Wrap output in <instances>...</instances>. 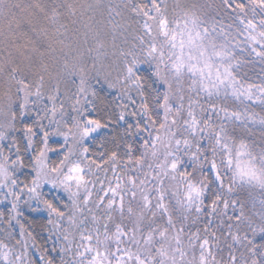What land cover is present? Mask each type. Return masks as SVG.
<instances>
[{"label": "snow or ice", "instance_id": "snow-or-ice-1", "mask_svg": "<svg viewBox=\"0 0 264 264\" xmlns=\"http://www.w3.org/2000/svg\"><path fill=\"white\" fill-rule=\"evenodd\" d=\"M0 264H264V0H0Z\"/></svg>", "mask_w": 264, "mask_h": 264}, {"label": "trees", "instance_id": "trees-1", "mask_svg": "<svg viewBox=\"0 0 264 264\" xmlns=\"http://www.w3.org/2000/svg\"><path fill=\"white\" fill-rule=\"evenodd\" d=\"M0 227H2V226H0Z\"/></svg>", "mask_w": 264, "mask_h": 264}]
</instances>
